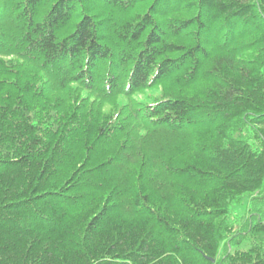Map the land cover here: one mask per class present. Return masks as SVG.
Instances as JSON below:
<instances>
[{"label": "trees", "instance_id": "obj_1", "mask_svg": "<svg viewBox=\"0 0 264 264\" xmlns=\"http://www.w3.org/2000/svg\"><path fill=\"white\" fill-rule=\"evenodd\" d=\"M0 264H264V0H0Z\"/></svg>", "mask_w": 264, "mask_h": 264}, {"label": "rangeland", "instance_id": "obj_2", "mask_svg": "<svg viewBox=\"0 0 264 264\" xmlns=\"http://www.w3.org/2000/svg\"><path fill=\"white\" fill-rule=\"evenodd\" d=\"M140 98H143V96H140ZM245 206L243 205H232L231 206V213L230 215H228V222L231 223V225L233 226L234 230H237V220L234 222L235 219H240L241 217H243L246 213H245ZM247 241H244L242 243V245L240 246V248H244V247H248L249 245H247L246 243Z\"/></svg>", "mask_w": 264, "mask_h": 264}, {"label": "water", "instance_id": "obj_3", "mask_svg": "<svg viewBox=\"0 0 264 264\" xmlns=\"http://www.w3.org/2000/svg\"><path fill=\"white\" fill-rule=\"evenodd\" d=\"M212 262H214V261L212 260Z\"/></svg>", "mask_w": 264, "mask_h": 264}]
</instances>
